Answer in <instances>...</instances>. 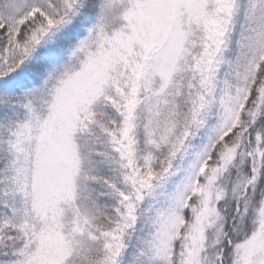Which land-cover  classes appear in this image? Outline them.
<instances>
[{
    "label": "snow or ice",
    "instance_id": "6c2138e0",
    "mask_svg": "<svg viewBox=\"0 0 264 264\" xmlns=\"http://www.w3.org/2000/svg\"><path fill=\"white\" fill-rule=\"evenodd\" d=\"M0 264H264V0H0Z\"/></svg>",
    "mask_w": 264,
    "mask_h": 264
}]
</instances>
